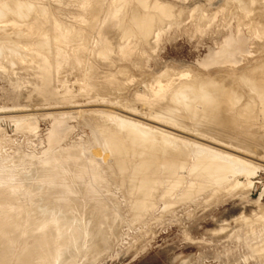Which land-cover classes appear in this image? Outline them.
I'll list each match as a JSON object with an SVG mask.
<instances>
[{
  "label": "rangeland",
  "instance_id": "374dc122",
  "mask_svg": "<svg viewBox=\"0 0 264 264\" xmlns=\"http://www.w3.org/2000/svg\"><path fill=\"white\" fill-rule=\"evenodd\" d=\"M136 1L27 0V2H31L35 6L44 4L49 6V8L51 7L52 10H50L53 13H58L56 15L63 22L65 21L67 25L73 27L70 29L72 32H77L73 41H70L68 34L63 37L68 43L65 51L68 52L69 56L72 53V56L63 65L60 61H57L59 63H52L55 71L58 72V76L57 79H49L50 77H47L50 83L54 80V83L52 82L51 84L45 79L48 76V72L44 69V64L40 67L41 65L39 64H42L43 60H39V56L41 54L42 56L49 55V53L53 54V46L56 41L52 38L53 36L47 35L45 32L31 33V35L27 34V31L14 33L5 28V23L0 22V39L3 41L1 42L0 40V44L2 43L0 48L4 49V51L0 49V57H5V60L1 59L2 57L0 58V61L3 60L0 62V224L4 220V216H7L8 219L12 217L9 219L10 226L12 225L11 228L7 221L8 219H5V222L2 221L6 224L5 226L3 223L1 224L4 228L0 225L4 229L5 234H7L4 235L0 228V238L2 239H0L2 241L0 242V253L4 255L2 258L4 263H17L19 254L20 258L26 254V251L34 244L33 238L38 233L45 232L46 236H48V228L51 227L55 217L60 229H64L63 227L67 225L71 228V231L70 228L65 227V231L69 229L66 233L75 234H70L73 241L71 240L72 242L68 244L67 241L69 240H67L68 246L64 244V246H67H65V249L68 250L65 252L67 256L62 251V256L59 253L61 256L60 260L57 259L58 261H54V264L55 262L56 264H69V262L70 264H264V118L260 115L254 116L253 112H251L252 108L257 106L255 108L257 109L261 105L258 97L260 94L256 91L258 89L261 91L262 87L254 86L251 83L254 87L252 89L249 82L251 78L247 77V75L242 76L244 72L255 69L256 66H258L256 68L258 69L262 63L263 66H260V69H258L260 71H257V73L261 72V80L264 83V29L262 28V26L264 27V0H243V2L242 0H156L157 2L149 0L148 6L150 9L148 10L146 6L148 11L145 9L146 7L142 8L139 2ZM247 1L249 2L247 3ZM4 2L6 3L3 4ZM156 3H161V6L170 15L162 19L158 17L156 13L160 14L161 10L158 9L159 12L156 9ZM243 3L245 4L243 5ZM2 4L3 8L1 7L2 5L0 6V9L2 8L0 10L1 14L3 12L6 13L7 10L10 13L11 9L8 5V0L3 1ZM122 4L124 11L122 10ZM82 5H85L86 11L81 8ZM138 5L142 10L139 9ZM152 6H154L153 8L156 11L152 9ZM5 7H7V10H5ZM118 9L123 11L121 13L123 16L120 15L121 17H119L122 23L119 25H125L127 22L136 27L141 26L142 20L134 18L132 14V11L136 9L150 12L152 17L156 19L154 20L157 24L153 26L154 28H151V34L146 38H142L143 34L140 36L139 33L133 31L127 33L126 37H129L127 40L126 37H121V29H115L113 33L109 34V37L113 38L109 39L110 42L108 44L111 50L107 48L109 51H105L106 53H103L102 56L100 49H102L101 44L103 45V41L101 36H99L103 29L102 24L106 21V13L108 11H116ZM164 9L163 11H165ZM4 13L0 16L4 18L11 16L9 13ZM25 14L24 16L30 20L31 17L27 16V13ZM24 16L21 17L20 15L17 20L21 19L23 21ZM26 17L24 18L25 22L28 19ZM25 22L23 21V23ZM49 32L53 33L52 30ZM23 33L25 34L23 35ZM40 35L42 39H44L43 36L46 38L42 40L39 37ZM113 36L116 37V40ZM99 39L101 40L99 41ZM24 40L39 44L38 50L22 48ZM37 40L42 41L38 43ZM45 41H50V43L47 42L48 46L43 43ZM126 41L128 47L121 51V47L117 43H126ZM25 42L23 43L25 44ZM5 44L8 45L5 46ZM17 44L21 46L19 47ZM11 47L12 50H19L17 51L19 52L18 59L15 57L17 61L13 60L12 62L10 60L15 56L13 53L11 54ZM1 50L3 51L2 54ZM125 50L126 52H124ZM50 60L53 61L54 57ZM70 60L73 62L71 63ZM5 61L8 63L6 64ZM51 61L48 62V65H51ZM67 64L72 65L67 66ZM36 65H39L38 69L35 68L37 67ZM11 66L12 69H10ZM40 68L47 72L44 79V75L42 77L41 75L39 76V72L43 74V71L39 70ZM102 70L104 72L107 71L105 72L107 74H100ZM224 73L225 75L223 76L222 74ZM193 74L198 75V78H200L199 76L203 77L205 79V81L203 80L204 82L208 79H213V77L218 81H223V77L229 75L225 77L228 80L224 78L223 85L226 86L229 81L232 82V85H237L234 94L237 93L238 97L231 93L229 96L228 94L224 96L220 92L218 93L219 90L216 92L211 91L212 93L209 94H214V96L220 94L221 97L224 96V100L233 101L235 104L231 103L234 109L236 107L235 113L237 111L241 113V108H248L249 113L246 116H249V118L245 122L250 124L248 127L249 131H257L256 133L258 134H254L257 141L255 139L252 141L247 136L231 133V129L225 127L228 129L229 134L235 137L230 139L231 141L227 140V138L229 139V134H225L227 130L222 124L223 127L219 124L218 126L225 130L220 131L218 126L216 127L217 121L215 117H213L214 119L211 117V119L216 121L213 123L218 130L215 128L213 132L209 130V127L212 125L210 128L212 129L214 125L210 122V119L207 118L208 121L205 117L213 116L221 108L223 104L221 97L212 95L217 100L219 98L220 104L214 99L211 100L213 103L211 104L209 101L211 95H208V92L206 93L209 97L204 96L208 101H205L206 103L203 102L205 99L203 97V100L201 98L193 100L191 97H187V100L189 99L188 102H186L187 100L185 101L188 103V105L186 104L187 106L182 101L174 99L173 95L176 94V91L173 90H176L177 87L179 89L182 88L179 85L180 79L182 78L180 84L185 86L182 90H186L188 88L187 82L189 80L192 82L191 77L197 78ZM171 75L173 78H171L172 82L171 80L169 81V76L171 77ZM219 75H221L220 78ZM178 78L179 81L176 82L174 79L178 80ZM166 79H168L167 82ZM45 80L49 86L44 82ZM88 80L91 86H97L98 91L95 92L93 89L95 87L91 90L88 89L87 86L89 84H85L86 82L88 83ZM222 81L219 82L222 83ZM159 82H161L160 85L168 86L170 90L164 97L161 94L160 99L154 102L150 99L153 97V88L157 87ZM173 83H177L179 86ZM150 90L152 91L150 92ZM203 94L206 95L205 93ZM144 95H147L146 97L149 99H146ZM240 95L242 99H239ZM234 99L238 101L235 102ZM174 101L177 109L173 106L171 109H174L169 111L166 103L170 105ZM252 103L253 105H250ZM156 104L159 105L154 107ZM161 104L166 105L168 107L167 110L163 109L165 106ZM182 105L187 108L182 107ZM207 105H211V108ZM145 106L150 110H147ZM160 106L161 109L166 111V114L171 113V117L175 114L174 118L179 115V118L176 117L172 120L168 117L170 114L166 116L165 112L161 116L158 114L161 113L159 112ZM179 108L183 109L180 110ZM238 108L240 109L237 110ZM189 109L191 112H189ZM175 111H179L180 114L178 112L175 113ZM239 113L237 115H240ZM106 115L115 116L116 119ZM220 116L218 115L217 117ZM203 117L209 122V126L202 119ZM107 118H110L109 121ZM126 118L128 120L131 118L130 121L133 119L136 122L147 123L143 125L148 127L152 125L153 129L164 130L162 131L164 132L163 134L160 132L163 138L168 140L179 139V143L184 144H180V149H184L182 152L185 156L173 162L176 166L172 162V164L170 163V159L162 158L164 149H162L161 158H156L155 163L158 161V164L161 163L159 165H162L160 175L156 176V179L160 178L161 180L160 185L155 180L159 186L155 185L156 183L153 181L157 170L153 169V171L151 169L150 171L146 170V167L145 170L142 168L149 159L148 155L143 154L145 151L139 155L140 153L138 154L137 150H135L137 146H135L133 150L137 154L136 152L131 153L132 151L129 149L128 153L130 152L131 154L127 153L126 155L117 153V151H108L110 145H105L109 142V132L103 129L105 126L102 127V125L105 124L107 128L111 129H114L115 126L122 129L120 125H117V121L118 119ZM206 126L208 131L213 133L212 136L216 135H214L215 137H212L209 132L207 133ZM206 133L209 135H206ZM237 135L239 138L243 137V141L247 139L249 143L256 145L248 144L247 141H245L247 142L245 145V142L243 143L239 139L242 142L241 144ZM234 139L237 140L235 141ZM159 144L162 145L160 140ZM129 145L131 148L134 146V144ZM183 146L190 151L187 150L189 152L185 154L186 149ZM242 146L246 147L243 148ZM253 146L258 147L257 152L254 151L257 148ZM114 153L116 154L114 155ZM227 155L228 157L229 155L234 156H230L231 158L228 159ZM191 156L192 160L189 161ZM234 157H236L235 160L239 157L246 159V163L243 162L241 164L239 159L238 163L240 165L237 163L239 166L235 167L233 171L225 173L228 170L226 167L228 164L223 162L224 158H227L225 162H229L230 159L233 161L232 158ZM158 159H162V161L160 162ZM117 160L123 161L128 170H125V167L124 170H120L121 166H117L120 162H117ZM185 162L188 165H192L185 166ZM207 163H214L215 165L211 166L210 164L208 166ZM138 164H141V167ZM220 165L225 166L222 167ZM205 166L211 168L208 176L209 180L215 181V179H218V181H213L212 184L211 181H208V177L206 179L209 183L206 182L205 178L202 180L200 179L202 178L201 176L197 177L199 174H204L203 169H206L205 174L208 173V168ZM93 167L96 170L98 169L97 173L99 172V176L100 174L101 176L105 174L102 177L105 184L103 187L97 188V191L101 190V192L99 191L100 194L97 191H93L94 193L97 192V194L92 192L95 187H85L87 173H91L90 171L93 170ZM134 167H136L135 171ZM182 167H184V170ZM216 167H218L215 169L216 173H219L220 170L221 172L215 175L214 171V174H212V170ZM221 167L226 170L223 171ZM47 168L50 170L48 173H46ZM87 168L91 170L87 171ZM163 169H165V172ZM197 169L198 172L200 170L199 174L196 171ZM148 171L155 172L154 176H150L152 174ZM93 173L96 174V178L99 177L94 170ZM174 173L176 177L179 174L178 179L174 177ZM196 173L197 175L194 176ZM80 174L83 178L72 177ZM121 174L125 175V177ZM171 175H174L173 177L176 180ZM143 176L145 182L142 181ZM134 177H136L135 180L133 179ZM185 177H188L187 179L191 183L189 184L187 181L183 185L180 184L179 188H176L177 184H179L178 182H181L180 178L184 179ZM211 177L213 179H210ZM146 178H148V181ZM192 178L195 179L193 180ZM197 179L198 181H196ZM204 179L206 184H208V189L206 184L205 187L203 183V185L201 184ZM61 181L67 182L69 186L65 185V183H62V186ZM106 181H109V183ZM78 182L79 184H77ZM80 182L83 184H80ZM198 182L201 186L197 185ZM147 183L149 184L147 185ZM166 183L169 185L167 186ZM153 184L155 187H152ZM90 187L92 194H89L90 191H88ZM168 187H173L170 189L172 191H169ZM151 189L156 193L155 196ZM154 189L157 190L154 191ZM168 191L173 194L171 195ZM185 193L189 196H185ZM93 194L98 198L95 199L92 196ZM148 194H151L150 197ZM147 195L151 199L149 201L153 202L151 204L150 202L146 203H149L150 206L154 205L153 209L148 204L146 208L143 203ZM152 196L154 197L153 199L151 198ZM182 198L183 200L181 201ZM177 199L180 200L178 201ZM99 200L101 203L104 202L102 203L103 205L106 204L107 209H104L106 208L104 205L103 210H107V217L103 218L98 214L99 211L95 209L101 204ZM95 202L96 204L98 202V204L96 205ZM140 202L143 206L142 210H137L136 206ZM95 205L96 207H93ZM69 217L71 219L74 218V220L72 219L71 221ZM15 222L16 224H14ZM45 223H49V227L47 226L43 230V227L39 225ZM15 225H18V227L16 226V228ZM75 226L77 227L76 230ZM61 231L60 234L64 237L66 234L63 230ZM77 233L78 235L76 236ZM69 234L64 238L68 239ZM81 234L82 237L80 236ZM5 236L10 239L8 238V241H6L4 239ZM65 239H63L64 243ZM73 242H76L75 245ZM95 247L96 249H94ZM48 248V245L45 244L43 247L45 255L49 251ZM71 258L73 259L70 261L69 259Z\"/></svg>",
  "mask_w": 264,
  "mask_h": 264
},
{
  "label": "bare ground",
  "instance_id": "6f19581e",
  "mask_svg": "<svg viewBox=\"0 0 264 264\" xmlns=\"http://www.w3.org/2000/svg\"><path fill=\"white\" fill-rule=\"evenodd\" d=\"M1 1V4H0V6L3 8V4H5L6 2H4L3 4H2V2L3 1H6V0H0ZM26 1V2H25ZM148 1L149 0H137L136 2H139V4H140V6L143 8V7H148V10L150 9L149 8V6H148ZM151 1V0H150ZM158 1V0H157ZM156 0L154 1V2H157ZM32 2V1H31ZM29 3V2H27V0H8V5H9V7H10V9H11V12H13L12 14H10L9 12H7L8 10L6 9L7 7H5V10H7L6 11V13H4V14H7V13H9V15H11V16H8V18H4V17H2V16H0L1 18H0V22L2 23H5V25H6V27L5 28H7L8 30H10V31H12V32H26L27 31V34H30L31 35V33H38V32H45V33H47V35L49 34V35H52L53 37V39L54 40H56L55 42H54V46H53V54H50L49 53V55H45V56H42V54H41V56H39V60L40 59H42L43 60V63L42 64H39V65H41L40 67H42V65H43V67H44V69H46V71L48 72V76H46L45 77V73H47L46 71H44V69L42 68H40L39 70H42L43 71V74H42V72H39L40 74H39V76L41 75V77L43 76V79H44V77H45V79H47V77L49 78V79H54V78H56L57 79V76H58V72H56L55 71V69H54V66L52 65V63H59V62H57V61H60L61 63H62V65L64 64V63H67L66 62V60L68 59V58H70L72 55V53L70 54V56H69V54H67L68 52L67 51H65V49H66V47L68 46V43H66V41L63 39V37L64 36H66L67 34L69 35L68 37H70L69 39H70V41H73L75 38H76V31H71L70 29H72L73 27L72 26H70V25H67V23L65 22H63V20L59 17V16H57L56 14H58V13H53L51 10H52V8L50 7L49 8V6H47V5H44V4H42L41 6H35V5H33V3ZM79 2V1H78ZM127 2V1H126ZM153 2V3H154ZM242 2H243V0H242ZM249 1H247V3H248ZM37 3V2H36ZM72 3H73V1H72ZM76 3V2H75ZM152 3V2H151ZM239 3V2H238ZM246 3V2H245ZM245 3H243V5L245 4ZM35 4V3H34ZM236 4V3H235ZM240 4V3H239ZM49 5V4H48ZM249 5V4H248ZM155 6H156V9L158 10H161V12H160V14L158 13H156V15L158 16V17H160L161 19L163 18V17H165V16H169L170 14L169 13H167L166 12V9H164L162 6H161V3H156L155 4ZM247 6V5H246ZM62 7V6H61ZM91 7V6H90ZM138 7H139V5H138ZM147 7L145 8L146 10H147ZM154 6H152V9L153 10H155L156 11V9H154L153 8ZM158 7V8H157ZM239 7V6H238ZM237 7V8H238ZM2 8L0 9V10H2ZM57 8V7H56ZM59 8V7H58ZM81 8H83L85 11H86V7H85V5L83 6H81ZM117 8V7H116ZM118 8H119V6H118ZM142 8L140 9V7H139V9L140 10H142ZM248 8V7H247ZM51 9V10H50ZM62 9V8H61ZM163 9L165 10V11H163ZM239 9V8H238ZM252 9V8H251ZM92 10V9H91ZM122 10L124 11V7H123V4H122ZM147 10V11H148ZM253 10V9H252ZM64 11V10H63ZM69 11V10H68ZM72 11V10H71ZM123 11H121V9H118V10H116V11H108L106 14V16H107V18H106V21H104L103 22V29H102V32L100 33V32H98V33H100L99 34V36H101V38H102V41H103V45L101 44V46H102V49H100V52H102V56H103V53L105 54L106 52L105 51H107L108 49H110L109 48V42H110V40L111 39H113V38H110L109 37V34L110 33H113V31L115 30V29H121V37H126L127 36V33H129V32H133V31H136L137 33H139V35L140 36H142V34H143V37L142 38H146L148 35H150L151 34V28H154L153 26L155 25L156 26V24H157V22L155 21L156 19L155 18H153L152 17V15H151V13L150 12H146V11H139V10H133L132 11V14H133V17L134 18H140L141 20H142V24H141V26H139V27H136V26H134V25H132L131 23H125V25L123 24V25H119V24H121L122 22L120 21V19H119V17H121V16H123L121 13H123ZM126 11H127V9H126ZM58 12V11H57ZM78 12H80V11H78ZM3 13L1 14V12H0V15H3ZM25 13H27L28 15L27 16H29V17H31L30 18V20H29V18L28 17H26V16H24V14ZM53 13V14H52ZM62 13V12H61ZM71 13V12H70ZM81 13V12H80ZM31 14V15H30ZM55 14V15H54ZM179 14V13H178ZM260 14V13H259ZM262 14V13H261ZM21 15V17L22 16H24V18L26 17V22H25V19L23 18V21L25 22V23H23V21L21 20V19H19V20H17V18H20L19 16ZM26 15V14H25ZM62 15H64V14H62ZM67 15V14H66ZM121 15V16H120ZM263 15H264V13H263ZM79 16V15H78ZM81 16V15H80ZM105 16V17H106ZM167 16V17H168ZM16 18V19H15ZM170 18V17H169ZM82 19V18H81ZM155 19V20H154ZM160 19V20H161ZM22 22H21V21ZM64 20H66V19H64ZM80 21V20H79ZM159 22V21H158ZM169 22V21H168ZM166 23V22H165ZM201 23V22H200ZM73 24V23H72ZM162 24V23H161ZM207 24V23H206ZM245 24V23H244ZM255 24V23H254ZM74 25V24H73ZM160 26H162V25H160ZM160 26H159V28H160ZM252 26V25H251ZM0 27H1V25H0ZM3 27V26H2ZM100 27H101V25H100ZM206 27V26H205ZM255 27V26H254ZM260 27V26H259ZM170 28V27H169ZM262 28L264 29V27L262 26ZM49 29V30H48ZM165 29V28H164ZM4 30V29H3ZM53 31V33H51V32H49V31ZM99 30H100V28H99ZM157 30V29H156ZM158 30H161V29H158ZM256 30V29H255ZM262 30V29H261ZM69 32H71V33H69ZM147 32H149V33H147ZM158 32V31H157ZM263 32V31H262ZM7 34V33H6ZM9 34V33H8ZM25 33H23V35H24ZM144 34H147V35H144ZM12 35V34H11ZM14 35V34H13ZM18 35V34H17ZM16 35V36H17ZM156 35V34H155ZM158 35H160V34H158ZM1 36V35H0ZM7 36H9V35H7ZM20 37H21V35H20ZM41 39H42V36L40 35L39 36ZM38 37V38H39ZM44 37V39L46 38L45 36H43ZM114 37V36H113ZM149 37V36H148ZM1 38V37H0ZM6 38V37H5ZM27 38H29V37H27ZM39 38V39H40ZM48 38H51V37H48ZM115 38V40H116V37H114ZM160 38H161V36H160ZM262 38V37H261ZM16 39V38H15ZM18 39V38H17ZM20 39V38H19ZM23 39V38H22ZM30 39V38H29ZM38 39V40H39ZM44 39H42V40H44ZM110 39V40H109ZM126 39L128 40L129 39V37L127 38L126 37ZM1 40V42H3L2 41V39H0ZM5 40V39H4ZM9 40H10V38H9ZM37 40V41H38ZM42 40H40V41H38V43L39 42H41ZM101 39H99V41H100ZM125 40V39H124ZM6 41V40H5ZM14 41V40H13ZM16 41V40H15ZM21 41V40H20ZM19 41V42H20ZM24 41H26L27 42V40H24ZM23 41V42H24ZM31 41V40H30ZM36 41V40H35ZM121 41H123V40H121ZM138 41V40H137ZM11 42V41H10ZM18 42V41H17ZM22 42V48H24V47H26L28 50H31V49H35L36 51L38 50L37 48H38V46H39V44H36V43H32V42H25V44ZM48 42V41H47ZM47 42L45 41V42H43V43H45L46 44V46H48L49 44H47ZM120 42V41H119ZM6 43V42H5ZM21 43V42H20ZM48 43H50V41L48 42ZM2 44V43H1ZM1 44H0V47H1ZM13 44V43H12ZM130 44H131V42H130ZM4 45V44H3ZM6 45H8V44H5V46ZM18 45V44H17ZM44 45V44H43ZM117 45H120V47H121V51H122V49H127V47H128V44H127V41H126V43H117ZM239 45V44H238ZM13 46V45H12ZM15 46V45H14ZM19 47L21 46V45H18ZM18 46H16V47H18ZM110 46H112V45H110ZM232 46V45H231ZM3 47V46H2ZM118 47V46H117ZM136 47V46H135ZM150 47H151V45H150ZM233 47V46H232ZM237 47V46H236ZM8 48V47H7ZM69 48V47H68ZM108 48V49H107ZM112 48H114V47H112ZM139 48V47H138ZM137 48V49H138ZM0 49H3V48H0ZM131 49H132V47H131ZM233 49V48H232ZM235 49V48H234ZM9 50V49H8ZM11 50H12V47H11ZM111 50V49H110ZM119 50V49H118ZM129 50H130V47H129ZM3 51H4V49H3ZM3 51L1 50V54L3 53ZM17 51H19V50H16L15 51V49H13L12 50V52H11V54L13 53V55H15V56H13L12 58H14V59H10L12 62H13V60H16L17 61V56L19 55V52H17ZM45 51V50H44ZM109 51V50H108ZM107 51V52H108ZM113 51V50H112ZM243 51V50H242ZM9 52V51H8ZM23 52V51H22ZM22 52H20V53H22ZM73 52V51H72ZM124 52H126V50L124 51ZM140 52V51H139ZM18 53V54H17ZM28 53H29V51H28ZM31 53V52H30ZM113 53V52H112ZM141 54H142V52H140ZM146 53V52H145ZM108 54H110V53H108ZM122 54H125V53H122ZM127 54V53H126ZM140 54V55H141ZM234 54H235V52H234ZM80 55V54H79ZM111 55V54H110ZM130 55V54H129ZM128 55V56H129ZM241 55V54H240ZM11 56V55H10ZM75 56V55H74ZM105 56V55H104ZM232 56V55H231ZM234 56V55H233ZM2 57V56H1ZM0 57V58H1ZM17 59H16V58ZM53 57H54V60L53 61H51L50 59H53ZM75 57H77V56H75ZM121 57V56H120ZM122 57H123V55H122ZM124 57H125V55H124ZM140 57V56H139ZM107 58H109V57H107ZM234 58V57H233ZM236 58V57H235ZM1 59H4L5 60V57H2ZM0 59V60H1ZM21 59V58H20ZM29 60H30V58H28ZM28 59H27V61H28ZM74 59V58H73ZM76 60H78L77 58H75ZM114 59V58H113ZM119 59V58H118ZM122 59V58H121ZM227 59V58H226ZM225 59V60H226ZM6 60H7V58H6ZM22 60V59H21ZM34 60H36V59H34ZM120 60V59H119ZM139 60V59H138ZM228 61H229V59H227ZM3 61V60H2ZM2 61H0V62H2ZM49 61H51L50 62V64L51 65H48V62ZM71 61V60H70ZM11 62V63H12ZM25 62V61H24ZM41 62V61H40ZM39 62V63H40ZM73 61H71V63H72ZM127 62V61H126ZM136 62V61H135ZM5 63L7 64L8 62H6L5 61ZM10 63V64H11ZM14 63H15V61H14ZM36 63H37V61H36ZM115 63V62H114ZM2 64H4V63H2ZM27 64V63H26ZM39 65H36L37 67H35V68H37L38 69V66ZM48 65V66H47ZM66 65V64H65ZM69 64H67V66H68ZM72 65V64H71ZM71 65H69V66H71ZM139 65V64H138ZM261 65L263 66V64L261 63ZM261 65H259V68L258 69H260V66ZM7 66V65H6ZM261 66V67H262ZM258 66H256L255 67V69L257 68ZM124 68V67H123ZM128 68H130V67H128ZM10 69H12V66H11V68ZM250 69V68H249ZM254 69V68H253ZM253 69H250V70H247L246 72H244L243 74H242V76H246L247 75V77L249 76V78H251V81H249L250 82V84L252 83L254 86H261L262 88H261V91L258 89L256 92H258L259 94H260V96L258 95V97H259V99H260V102H261V105L257 108V109H255V108H252L251 109V112H253V114H254V116H263V118H264V83L262 82V80H261V75L262 74H260L261 72H259V73H257V71H260V70H258V69H256V71H254ZM263 69V68H262ZM261 69V70H262ZM14 70V69H13ZM16 70V69H15ZM83 70V69H82ZM252 70V71H251ZM57 71H58V69H57ZM122 71V70H121ZM125 71H127V70H125ZM129 71V70H128ZM172 71V70H171ZM12 72V71H11ZM81 72V71H80ZM105 72H107V71H105ZM103 70L101 71V73L100 74H107V73H105ZM82 73V72H81ZM128 73V72H127ZM197 73V72H196ZM130 74V73H129ZM50 75V76H49ZM86 75V74H85ZM123 75H125V74H123ZM194 75V74H193ZM223 76L225 75V73L224 74H222ZM264 75V74H263ZM159 76V75H158ZM168 76V75H167ZM195 77L197 76V78H198V75H194ZM222 76V77H223ZM227 76V75H226ZM225 76V77H226ZM229 76V75H228ZM227 76V77H228ZM242 76H241V78H242ZM35 77V76H34ZM41 77H40V79H41ZM182 77H183V75H182ZM193 77V76H192ZM191 77V79H192V82H191V80H189V82H187V86H188V88L186 89V90H182V88L183 87H185V86H182L181 84H180V81H181V79H180V81H179V78H178V80L177 79H174V80H176V82L177 81H179V85H180V88L181 89H179V87H177V86H175V87H177V89L176 90H173V91H176V94H174L173 95V97H175L174 99H178L180 102L182 101L185 105L187 104L188 105V103H186V102H188L189 101V99L187 100V97H191V99H196V98H201L202 99V97L203 98H205L204 96H207V98L209 97L208 95H211V94H209V93H212L213 91L214 92H216L217 90H219L218 91V93L220 92V94H222V95H226L227 96V94H228V96H229V94L231 93V94H234L235 93V91H236V86L237 85H232V82H228L227 84H228V86H227V84H226V86H224L223 84H224V82L223 81H225V79L226 80H228L227 78H225V77H223V81L222 80H219V81H222V83L221 82H219L216 78H214L213 77V79H211V80H206V82H204L205 81V79L203 78V77H201V76H199L200 78H202V79H200V78H196V79H194V78H192ZM221 77V75H219V78ZM247 77H245V78H247ZM98 78V77H97ZM169 81L171 80V82H172V75H171V77L169 76ZM172 78V79H171ZM225 78V79H224ZM244 78V79H245ZM158 79V78H157ZM194 79V80H193ZM200 79V80H199ZM222 79V78H221ZM243 79V78H242ZM36 80V79H35ZM48 80V79H47ZM85 80V79H84ZM83 80V82H85ZM87 80V79H86ZM90 80V79H89ZM89 80H88V83L86 82L85 84H89V86H91L90 85V82H89ZM123 80V79H122ZM151 80V79H150ZM156 80V79H155ZM164 82H165V80L164 79H162ZM167 80L168 79H166V82H167ZM204 80V81H203ZM236 80V79H235ZM248 80V79H247ZM250 80V79H249ZM90 81H92V80H90ZM111 81H113V80H111ZM168 81V82H169ZM188 81V80H187ZM202 81V82H201ZM263 81H264V79H263ZM44 82H46V80L44 81ZM47 82H49V84H51L52 82L54 83V80H52V82L50 83V80H48ZM46 82V84H48ZM155 82V81H154ZM182 82V81H181ZM184 82V81H183ZM21 83V82H20ZM62 83V82H61ZM153 83V82H152ZM175 83V82H174ZM173 83V84H174ZM231 83V84H230ZM49 84H48V86H49ZM92 84H93V82H92ZM110 84V83H109ZM119 84H120V82H119ZM161 84V82H159V85L157 86V87H154L153 88V97L150 99L151 101H158V99H160V97L162 96L161 94H163V97H164V95L168 92V90H170V89H168V86H163V85H160ZM171 84V83H170ZM177 84V83H176ZM176 84H174V85H176ZM183 84V83H182ZM185 84V83H184ZM220 84H222V85H220ZM252 84H251V86H252ZM82 85V84H81ZM94 85V84H93ZM178 85V84H177ZM178 85V86H179ZM186 85V84H185ZM230 85V86H229ZM51 86V85H50ZM60 86V85H59ZM89 86H87L88 87V89L89 90H91L93 87H95V88H93L94 90H95V92L96 91H98V88H97V86L95 85V86H91L90 88H89ZM234 87V88H233ZM149 88V87H148ZM254 87L252 86V89H253ZM256 88V87H255ZM43 89V88H42ZM87 89V88H86ZM85 89V90H86ZM87 89V90H88ZM150 89V88H149ZM238 89V88H237ZM257 89V88H256ZM82 90H84V89H82ZM204 90H205V92H204ZM255 90V89H254ZM121 91V90H120ZM152 90H150V92H151ZM212 91V92H211ZM260 91V92H259ZM85 93H86V91H84ZM92 92H93V90H92ZM140 92V91H139ZM206 92H208V95H207V93ZM87 93H88V91H87ZM91 93V92H90ZM151 93V94H152ZM175 93V92H174ZM203 93H205L206 95H204ZM239 93V92H238ZM172 94V93H171ZM220 94H218L217 96H214V94H212L214 97H221V95ZM237 94V93H236ZM236 94H234V96H236V97H238ZM98 95V94H97ZM212 95H211V97H209L210 99H209V101L211 102V100L212 99H214L215 101L217 100V98H214V97H212ZM215 95H216V93H215ZM83 96V95H82ZM145 96V98L146 99H149V98H147L146 96L147 95H144ZM167 96V95H166ZM171 96V95H170ZM223 96V97H224ZM47 97V96H46ZM94 97V96H93ZM100 97V96H99ZM223 97H221L223 100H222V105H221V108L216 112V113H214L213 114V116L212 115H210V116H206L205 117V119H210L211 121V123H213L215 120H213L214 118L213 117H215V119H216V121L218 122L219 120V122L217 123L216 121V127L218 126V124L219 125H224V128L226 127V128H228V129H231L230 131H231V133H236V134H240V135H243V136H247L249 139H252V141H254V139H255V137H256V135H254V134H258V133H256L257 131H249L248 130V127L250 126V124L248 123V122H245V121H248V118H249V116H246L248 113H249V109L248 108H238L237 110H239L240 109V112L241 113H239L238 111H237V113H235V110H236V107H235V109L233 108V104H235L233 101H231L230 102V100H224V98ZM252 97H254V96H252ZM87 98V97H86ZM89 98V97H88ZM91 98H92V96H91ZM207 98H205L204 100H203V102H205V101H207ZM254 98H256V97H254ZM253 98V99H254ZM108 99V98H107ZM115 99V98H114ZM200 99V100H201ZM239 99H242L241 98V95L239 96ZM250 99H251V97H250ZM92 100V99H91ZM138 100V99H137ZM173 100V99H172ZM177 100V102L179 103V101ZM187 100V101H186ZM213 100V101H214ZM218 100H219V98H218ZM217 100V103H219V102H221V101H218ZM221 100V99H220ZM248 100V99H247ZM255 100V99H254ZM186 101V102H185ZM215 101H214V105H215ZM224 101V102H223ZM234 101H235V99H234ZM238 101V100H237ZM237 101H235V102H237ZM249 101V100H248ZM118 102V101H117ZM168 102V101H167ZM208 102V101H207ZM253 102V101H252ZM259 102V101H258ZM175 103V101L174 102H172L171 104H174ZM206 103V102H205ZM204 103V104H205ZM153 104V103H152ZM167 104V106L169 107H167L166 105H164V104H161V105H163V106H165V108H163V109H165V110H167V108H168V110L170 111V109H171V107H173L174 106V108H176L175 107V104L174 105H172V106H170V105H168L169 103H166ZM208 104V103H207ZM211 104H213L212 102H211ZM220 104V103H219ZM247 104H248V102H247ZM260 104V103H259ZM120 105V104H119ZM157 105H159V104H156V105H154V107L155 106H157ZM176 105H177V103H176ZM186 105V106H187ZM203 105V104H202ZM249 105V104H248ZM250 105H253V103L252 104H250ZM162 106V107H163ZM180 106V105H179ZM186 106H184V105H182V107H186ZM207 106H209V105H207ZM211 106V105H210ZM209 106V107H210ZM144 107V106H143ZM146 107V106H145ZM149 107V106H148ZM152 107V106H151ZM153 107V108H154ZM213 107V106H212ZM158 108H159V106H158ZM158 108H157V110H158ZM174 108H172L171 110H173ZM187 108V107H186ZM211 108V107H210ZM214 109H215V107H213ZM146 109L147 110H150V109H148L147 107H146ZM163 109H161V106H160V110H159V112H161V113H158V114H160L161 116H162V113H164V114H166V111L165 110H163ZM177 109V108H176ZM175 109V110H176ZM180 109V108H179ZM178 109V110H179ZM181 109H183V108H181ZM180 109V110H181ZM191 109H193V107H191ZM205 109V108H204ZM153 110V109H152ZM242 110V111H241ZM145 111V110H144ZM208 111V110H207ZM213 111V110H212ZM176 112H178V114H180L179 113V111H175V113ZM189 112H191L190 111V109H189ZM209 112V111H208ZM211 112V111H210ZM106 113V112H105ZM114 113V112H113ZM145 113V112H144ZM174 113V112H173ZM205 113H207V112H205ZM204 113V114H205ZM240 114V115H237V114ZM118 114V113H117ZM156 114V113H155ZM157 114V116L159 117V115ZM163 114V115H164ZM168 114H170L168 117L170 118V119H172L173 120V118H174V115H173V117H171V113H168ZM168 114H166V116L168 115ZM178 114H176V115H178ZM222 114V116H220ZM154 115V114H153ZM206 115V114H205ZM220 116V117H217V116ZM107 117H112V118H115V116H109V115H106ZM156 116V117H157ZM165 116V117H166ZM179 116V115H178ZM178 116H175V118L176 117H178ZM194 116V115H193ZM120 117V116H119ZM201 117V116H200ZM210 117V118H209ZM211 117L213 118V119H211ZM217 117V118H216ZM224 117V118H223ZM162 119L164 118V117H161ZM160 118V119H161ZM174 118V119H175ZM179 118V117H178ZM189 118V117H188ZM220 118V119H219ZM108 119V118H107ZM110 119V118H109ZM109 119H108V121H109ZM116 119V118H115ZM127 119V118H126ZM126 119H118V121H117V125H120V127H122V129H120V128H118V127H116L115 126V128L114 129H111V128H107V125H105V124H103V123H100V124H103L102 125V127L103 126H105V127H103V129H106L109 133V137H108V140H109V142H108V144H105V145H110V147H109V149H108V151H111V152H115V151H117V153H120V154H126L127 155V153H128V150L129 149H131V153H133V152H136L135 150H137V152H138V154L139 155H141V152H143V151H145V153L143 152V154H146V155H148V157H149V159H148V161L147 162H145V165H143V167L142 168H144V170H145V167L147 168L146 170H150L151 171V169L153 170H157L156 172H157V174L155 173V172H150V171H148L149 173H151L152 175H150V176H154L155 175V179L153 180V181H157L158 182V184L160 183V178L159 179H156V176H158V175H160V173H161V169H162V165H159V164H161V163H159L158 164V161L155 163V160H157L156 158H161V153L163 152V150L162 149H164L165 151H164V154L162 155L163 157L162 158H164V159H170L171 161H170V163L172 162H175L176 160H178V159H182L185 155H184V153L182 152L184 149H180L181 148V146H180V144L181 143H179L180 142V140L178 139V140H175V138L174 139H171V140H168V139H165V138H163L161 135L164 133V132H162V131H164V130H162V131H160L159 129H153L152 127V125H151V127H148V126H146V125H143V124H147V123H140V121L139 122H136L135 120L133 121V119H132V121H130L131 120V118L128 120H126ZM165 119V118H164ZM166 119H168L167 117H166ZM165 119V120H166ZM202 119H204V117L202 118ZM204 119V120H205ZM207 119V120H208ZM217 119H219V120H217ZM169 120V119H168ZM172 120H170V121H172ZM207 120H205L206 122L205 123H207V126H209L208 125V123L209 122H207ZM213 120V121H212ZM209 121V120H208ZM100 122V121H99ZM134 122H136V123H134ZM221 122V123H220ZM106 123H107V121H106ZM138 123H140V124H138ZM179 124V123H178ZM213 125H214V123H213ZM221 125V127H223ZM150 126V125H149ZM206 126V129L208 128ZM212 126V125H211ZM211 126L209 127V130H211L212 132H213V129L215 128V125L212 127V129H210L211 128ZM99 127V126H98ZM100 128V127H99ZM218 128H219V126H218ZM218 128H215L216 130H218ZM224 128H219L220 129V131L221 130H223ZM225 128V129H226ZM215 129H214V131H215ZM224 129V130H225ZM228 129H226L227 130V132H228ZM98 131V130H97ZM206 131V130H205ZM211 131H208V129H207V133L209 132V134H211V136H212V134L213 133H210ZM101 132V131H100ZM162 134H161V133ZM218 132V131H217ZM224 132V131H223ZM227 132H225V134H229V132L227 133ZM204 133V132H203ZM206 133V135H209V134H207ZM215 133V132H214ZM219 133V132H218ZM99 134V133H98ZM215 135V134H214ZM212 136V137H215V136ZM233 135V134H232ZM238 135H237V137H238ZM239 135V136H240ZM253 135H254V138H253ZM97 136V135H96ZM173 136V135H172ZM236 136V135H235ZM228 137V136H227ZM232 136L229 134V139L227 138V140H229V141H231L230 139H233V138H235L234 136L231 138ZM236 137V138H237ZM261 137V136H260ZM243 138V137H242ZM242 138L240 137H238V140L240 139V140H242ZM258 139V138H257ZM159 140L162 142V145H160L159 144ZM226 140V141H227ZM235 140V139H234ZM237 140V139H236ZM235 140V141H236ZM239 140V141H240ZM256 140V139H255ZM245 141H247V139L245 140L244 139V141L242 140V142L244 143ZM251 141V140H250ZM257 141V140H256ZM105 142H107V141H105ZM241 142V141H240ZM239 142V143H240ZM242 142H241V144H242ZM248 142V141H247ZM247 142H245L244 144L246 145V143ZM221 143V142H220ZM251 143V142H250ZM249 142H248V144H250ZM129 144H134V146L133 145H131V146H133L132 148L131 147H129L130 145ZM183 144V143H182ZM181 144V145H182ZM237 144H238V141H237ZM241 144H239V145H241ZM248 144H247V147H248ZM184 145V144H183ZM251 145H256V144H252L251 143ZM250 145V146H251ZM135 146H137V148L135 149ZM185 146H187V148H188V145H186V143H185ZM185 146H183L184 148H185ZM241 147V146H240ZM243 147V146H242ZM244 147H246V146H244ZM243 147V148H244ZM253 147H255V148H257V150H254V151H258V147H256V146H253ZM187 148H185L186 149V151H185V154H186V152L188 153L190 150L189 149H187ZM249 148H252V147H249ZM264 148V147H263ZM133 149H135V150H133ZM148 149V150H147ZM194 149V148H193ZM167 150V151H166ZM187 150H189V151H187ZM249 150V149H248ZM251 150V149H250ZM262 150V149H261ZM247 151V150H246ZM137 152H136V154H137ZM130 153V152H129ZM128 153V154H129ZM130 153V154H131ZM193 153V152H192ZM191 153V154H192ZM116 153H114V155H115ZM225 155V154H224ZM190 156V155H189ZM216 156H218V155H216ZM220 156V155H219ZM230 156H234V155H229V157H228V155H227V158L229 159V158H231ZM53 157V156H52ZM188 157V156H187ZM195 157V156H194ZM215 157V156H214ZM221 157H223V156H221ZM220 157V158H221ZM213 158V157H212ZM226 158V159H227ZM235 158L236 157H234V158H232L233 159V161H231V159L229 160V162H225V158H224V160H223V162L224 163H226V164H228L226 167H227V171L225 172V173H227V172H229V171H233L234 169H235V167H237V166H239L240 164L238 163V160L240 159V163L242 164L243 162H245L246 163V159H241L240 157L239 158H237V160H235ZM163 159V160H164ZM215 159V158H214ZM92 160V159H91ZM158 160H160V162L162 161V159H158ZM192 160V156H191V159H189V161H191ZM216 160V159H215ZM222 160V159H221ZM243 160V161H242ZM90 161V160H89ZM227 161V160H226ZM117 162H120L119 164H117V166L119 165V166H121V169L120 170H124L126 167V164L123 162V161H118L117 160ZM187 162H188V160H187ZM86 163V162H85ZM87 163H89V162H87ZM91 163H92V161H91ZM93 163H94V161H93ZM165 163V162H164ZM163 163V164H164ZM171 163V164H172ZM186 163V162H185ZM193 163V162H192ZM197 163V162H196ZM203 163V162H202ZM223 163V164H224ZM239 165H238V164ZM166 164H168V163H166ZM174 164V163H173ZM208 164V166H210V164H211V166H214L215 164L214 163H207ZM213 164V165H212ZM220 164H222V163H220ZM225 164V165H226ZM139 165V164H138ZM141 165V164H140ZM139 165V167H141ZM175 165V164H174ZM173 165V166H174ZM182 165V164H181ZM184 165V164H183ZM188 165V163H186L185 164V166H187ZM192 165V164H191ZM191 165H188V166H191ZM198 165H200V164H198ZM225 165H223V166H225ZM78 166V165H77ZM91 166V165H90ZM176 166V165H175ZM208 166H205V167H207L208 169V173L207 174H205V170L206 169H203L202 167H201V169H203V171H204V174L203 175H201V174H199V172H200V170H199V172H198V169L196 170L197 172H198V174H199V176H197V177H202V178H200V179H202L203 180V178H205L206 179V177H208L209 176V171H210V169L211 168H209ZM220 166H222V165H220ZM220 166H218V167H220ZM222 166V167H223ZM125 167V168H124ZM128 167V166H127ZM158 167V168H157ZM181 167V166H180ZM193 168H194V166H192ZM199 167V166H198ZM204 167V168H205ZM218 167H216V168H213L214 170H212V172L214 171L215 172V175L216 174H219L220 172H221V170H220V172L219 173H216V170L215 169H217ZM221 167V168H222ZM225 167V168H226ZM135 168L136 167H134V171H135ZM165 168V167H164ZM166 168H168V167H166ZM179 168V167H178ZM183 168V170H184V167H182ZM187 168V167H186ZM197 168V167H196ZM139 169V168H138ZM188 169V168H187ZM192 169V168H191ZM77 170H79V169H77ZM90 171L91 169H88L87 168V171ZM93 170H94V172L95 173H97V171H98V169L96 170L94 167H93ZM93 170H91L90 172L91 173H87V183L85 182V184H86V186L85 187H89V186H92V187H95V188H93V189H95V190H92V192L93 191H97V188H100V187H103V185L105 184L104 183V181H103V176L105 175H103V176H101V174H100V176H99V172L97 173V175L99 176H97L98 178H96V174H94L93 173ZM96 170V171H95ZM125 170H128L127 168L125 169ZM164 170V172H165V169H163ZM169 170V169H168ZM190 170V169H189ZM189 170H187V171H189ZM194 170V169H193ZM218 170V171H219ZM222 170L224 171V170H226V169H224V168H222ZM50 170H48V168H47V171H46V173H48ZM136 171H138V170H136ZM178 171V170H177ZM191 171V170H190ZM202 171V170H201ZM78 172V171H77ZM139 172V171H138ZM143 172H145V171H143ZM148 172H146V173H148ZM211 172V173H212ZM214 172L212 173V174H214ZM94 175H93V174ZM139 173H142L141 171L139 172ZM149 173H148V175H149ZM155 173V174H154ZM210 173V174H211ZM76 174V173H75ZM123 174V173H122ZM121 174V175H122ZM154 174V175H153ZM166 174V173H165ZM173 174V173H172ZM211 174V176L213 177V175ZM107 175V174H106ZM117 175V174H116ZM137 175V174H136ZM174 175H175V173H174ZM173 175V176H174ZM197 175V173L194 175V176H196ZM214 175V176H215ZM12 176V175H11ZM67 176V175H66ZM65 176V177H66ZM122 176H124L125 177V175H122ZM135 176V175H134ZM172 176V175H171ZM172 176V177H173ZM179 176V174L177 175V177ZM219 176V175H218ZM69 177H71V176H69ZM72 177H76L77 179H80V178H83L82 177V175L80 174V175H75V176H72ZM102 179H101V178ZM151 177V178H152ZM174 177H176V175L174 176ZM173 177V178H174ZM176 177V178H177ZM189 177V176H188ZM187 177V178H188ZM210 178V179H213V178ZM100 178V179H99ZM112 178V177H111ZM118 178V177H117ZM143 178V180L142 181H144V176L142 177ZM150 178V177H149ZM186 178V177H185ZM184 178V179H185ZM186 178V179H187ZM196 178V177H195ZM194 178V179H195ZM216 178H218V177H216ZM122 179H124L123 177H122ZM134 180L136 179V177H134L133 178ZM138 180H139V178H137ZM140 179H141V177H140ZM148 178H146V180H147ZM175 179V178H174ZM173 179V180H174ZM178 179V178H177ZM183 178H180V180H181V182H178L179 184H177L178 186H176V188H179V186H180V184H182L183 185V183L185 182H189V179H185L184 180ZM193 179V178H192ZM193 179V180H194ZM199 179V178H198ZM198 179L196 180V181H198ZM200 179H199V182H200ZM205 179H204V181H201V184L205 187V184H206V182H207V179H206V182H205ZM215 179V178H214ZM82 180V179H81ZM117 180V179H116ZM176 180V179H175ZM183 180V181H182ZM218 181V179H215V181ZM79 181V180H78ZM121 181V180H120ZM148 181V180H147ZM150 181H151V179H150ZM152 181V182H153ZM156 181H155V183H156ZM179 181V180H178ZM208 181H211V180H209V177H208ZM214 180H212L211 181V183L213 182ZM214 181V182H215ZM106 182H108L109 183V181H106ZM133 182H135V181H133ZM138 182V181H137ZM145 182V181H144ZM172 182H175V181H172ZM199 182L197 183V185L199 184ZM46 183V182H45ZM51 183V182H50ZM61 183V185H62V183L64 184L65 183V185H68L69 186V184H67V182H60ZM191 182H189V184H190ZM207 183H209V182H207ZM77 184H79V182L77 183ZM80 184H83L82 182H80ZM144 184V183H143ZM149 183H147V185H148ZM157 183L155 184V185H157V186H159ZM167 184V186L169 185L168 183H166ZM171 184H173V183H171ZM213 184V183H212ZM131 185H132V183H131ZM134 185V184H133ZM138 185V184H137ZM155 185L153 184L152 185V187H155ZM200 185V184H199ZM198 185V186H199ZM208 184H206V186H207ZM36 186V185H35ZM51 186V185H50ZM63 186V185H62ZM67 186V187H68ZM76 186V185H75ZM80 186V185H79ZM109 186V185H108ZM166 186V187H167ZM171 186H173V185H171ZM184 186H188V185H184ZM201 186V185H200ZM202 186V187H203ZM210 186V185H209ZM54 187H55V185H54ZM53 187V188H54ZM65 187V186H64ZM133 187H135V186H133ZM147 187V186H146ZM152 187H150V188H152ZM174 187H175V185H174ZM203 187V188H204ZM63 188V187H62ZM150 188H149V191H150ZM169 188V191H172V190H170L171 188H173V187H168ZM175 188V189H176ZM209 187L207 186V189H208ZM63 189H66V188H63ZM91 187L89 188V190L88 191H90V193L89 192H87V191H83V192H86V193H89V194H92L91 193ZM57 190H58V187H57ZM56 190V191H57ZM82 190V189H81ZM152 190V189H151ZM157 189H154V191H156ZM63 191V190H62ZM99 191L101 192V190L99 189ZM99 191H97V192H99ZM144 191H145V189H144ZM147 191H148V188H147ZM164 191V190H163ZM168 191V192H169ZM175 191V190H174ZM173 191V192H174ZM178 191V190H177ZM58 192V191H57ZM82 192V193H83ZM97 192L96 193H94V194H97ZM100 192L98 193V194H100ZM151 192V191H150ZM152 192H153V190H152ZM65 193V192H64ZM144 193V192H143ZM154 193V192H153ZM170 193V192H169ZM176 193V192H175ZM180 193H183V192H180ZM179 193V194H180ZM189 193V192H188ZM197 193V192H196ZM63 194V193H62ZM84 194V193H83ZM94 194L92 195L95 199L96 198H98V197H95L94 196ZM171 194V193H170ZM173 194V193H172ZM171 194V195H172ZM178 194V195H179ZM149 195V197H150V195L151 194H148ZM148 195L145 197L146 198V200H148V201H146L145 199H144V201L145 202H143L144 204H145V207L147 208L148 206H146L147 204L149 205V203H146V202H150L149 200H151L150 198H148ZM154 196L156 195V193H154L153 194ZM185 196H189L188 194H184ZM87 196V195H86ZM182 196H183V194H182ZM185 196H183L184 198H185ZM181 197V196H180ZM63 198H64V196H63ZM91 198V197H90ZM99 198H101V197H99ZM152 199L154 198L153 196L151 197ZM178 198V197H177ZM66 199V198H65ZM174 199V198H173ZM94 200V199H93ZM178 201L180 200V199H177ZM183 200V198L181 199V201ZM57 201V200H56ZM96 201V200H95ZM100 201V200H99ZM98 201V202H99ZM175 201V200H174ZM61 202V201H60ZM67 202V201H66ZM98 202H97V204H98ZM153 202V201H152ZM152 202H150V204L152 203ZM177 202V201H176ZM99 203H101V201L99 202ZM102 203H104V202H102ZM101 203V204H102ZM174 203V202H173ZM95 204H96V202H95ZM96 204V205H97ZM99 204L98 205V207H96V205L95 206H93V207H96L95 209L96 210H98L99 211V213H98V211H96L98 214H100L103 218L104 217H107V215L108 214H106V211L107 210H103V208H104V205H105V207H106V204ZM94 205V204H93ZM101 205V206H100ZM175 205V204H174ZM108 206V205H107ZM143 206H142V203L140 202L139 204H137V206H136V209L138 210V209H141ZM149 207H152V209H153V207H154V205L153 206H150L149 205ZM97 208H99V209H97ZM57 209V208H56ZM104 209H107V207L106 208H104ZM151 209V208H150ZM151 209V210H152ZM58 210V209H57ZM142 210V209H141ZM90 211V210H89ZM71 213V212H70ZM78 214V213H77ZM63 215V214H62ZM79 215V214H78ZM54 216H57V215H54ZM72 216V215H71ZM3 217V216H2ZM2 217H1V220H2ZM5 217H7V216H4L3 217V219L4 220H2V221H4L5 222V219L7 220L8 219V217L7 218H5ZM61 217V216H60ZM12 217H10L9 219H11ZM46 218V217H45ZM52 218V217H51ZM70 218V217H69ZM9 219L7 220L8 222H9ZM61 219V218H60ZM63 219V218H62ZM66 219V218H65ZM73 220H74V218H72ZM72 219L70 218V220L72 221ZM110 220V219H109ZM1 221V224L3 223L4 224V222H2ZM6 221V223H8ZM56 221H57V219L55 220V217H54V219H53V222L51 223L52 225H51V227H49V223H45V224H41V225H39L40 227H43L42 229L44 230L45 229V227H49L48 228V231H49V234H48V236H46V234H45V232L44 233H38L37 235H35V237L33 238V240H34V244L31 246V248L29 249V250H27L26 251V254L24 255V256H22L21 258L19 257L20 256V254H19V256H18V262L17 263H14V264H54V261H58V260H60L59 258L62 256V251L65 253V252H67L68 250L67 249H65L68 245H67V243H66V241L67 240H69V241H67L68 242V244L70 243V242H72L73 240L71 239L72 238V236H70V234L71 235H73V234H75V233H66V231L67 230H69V229H67V228H70L69 226H65V227H67L66 229V231H65V227H63L64 229H60V226H58L57 225V223H56ZM61 221V220H60ZM80 221V220H79ZM69 222V221H68ZM67 222V224L68 225H70V224H72V223H68ZM66 223V222H65ZM65 223H64V225H65ZM73 223H75L74 221H73ZM78 223V222H77ZM0 224V225H1ZM10 222H9V226H10ZM13 224V223H12ZM14 224H16V222L14 223ZM60 224V223H59ZM62 224V223H61ZM6 224H4V226H5ZM63 225V226H64ZM109 225H111V224H109ZM1 226H3V225H1ZM4 226H3V228H4ZM12 226V225H11ZM11 226H10V228H11ZM18 227V225H15V227ZM72 226H73V224H72ZM77 226V225H76ZM75 226V230H76V227ZM81 226H83V225H81ZM80 226V227H81ZM16 227V228H17ZM74 227V226H73ZM72 227V228H73ZM1 228V227H0ZM3 228H1V230H2V233L4 232V229ZM6 228V227H5ZM74 229V228H73ZM78 229H80V228H78ZM82 230H84L83 228H81ZM61 230H63V232H65V234L67 235V234H69V236H68V239H65L64 237H62L61 236V234H60V232H62ZM74 230V231H75ZM5 231H6V229H5ZM70 231H71V228H70ZM74 231H72V232H74ZM80 232H81V230H79ZM76 232V231H75ZM78 232V231H77ZM1 233V232H0ZM7 233V232H6ZM79 233V232H78ZM78 233L76 234V236L78 235ZM85 233V232H84ZM4 235H7V234H5V232L3 233ZM3 234H1V235H3ZM8 234H9V232H8ZM14 234V233H13ZM83 234V233H82ZM82 234L80 235L81 237H82ZM110 234V233H109ZM12 235V234H11ZM63 235H64V233H63ZM75 236V238L77 239V237ZM1 237V236H0ZM3 237V236H2ZM74 237V236H73ZM9 238V237H8ZM8 238L5 236V240L6 241H8ZM70 238V239H69ZM79 238V237H78ZM1 239V238H0ZM10 239V238H9ZM63 239H65V243H64V240ZM2 240V239H1ZM0 240V242H2ZM21 240H23V238H21ZM20 240V241H21ZM72 240V241H71ZM79 240H81V239H79ZM89 240V239H88ZM90 240H92V239H90ZM4 241V240H3ZM6 241H5V243H6ZM74 241H75V239H74ZM77 241V240H76ZM4 243V244H5ZM74 243V242H73ZM76 243V242H75ZM75 243H74V245H75ZM9 244H10V241H9ZM9 244L7 243V245H8V247H9ZM45 244H47L48 245V253H47V255H45V253H44V251H43V247L45 246ZM64 244H66L65 246H64ZM92 244V243H91ZM74 245H72V246H74ZM79 245V244H78ZM71 246V248H73ZM11 247V246H10ZM13 247V246H12ZM70 247V246H69ZM76 247V246H75ZM6 248V247H5ZM62 248H64V249H62ZM89 248V247H88ZM4 249V248H3ZM94 249H96V247L94 248ZM42 251V253H41V251ZM67 250V251H66ZM72 250V249H71ZM7 252H8V250H7ZM71 252V251H70ZM70 252H68V253H70ZM75 252V251H74ZM5 253V252H4ZM59 253L61 254V256L59 255ZM7 254V253H6ZM9 255V254H8ZM65 255H66V253H65ZM71 255V254H70ZM3 256L4 255H2L1 253H0V264H8V263H4L3 262ZM67 256V255H66ZM77 256V255H76ZM75 257V256H74ZM12 258V257H11ZM10 258V259H11ZM66 258H68V257H66ZM58 259V260H57ZM61 259H63V258H61ZM73 258H71V259H69L70 261L72 260ZM12 260V259H11ZM66 260V259H65ZM67 261V260H66ZM56 262H55V264H56ZM63 263H64V261H63ZM9 264H10V262H9ZM58 264V263H57ZM60 264H62V263H60ZM66 264V263H65ZM69 264H70V262H69Z\"/></svg>",
  "mask_w": 264,
  "mask_h": 264
}]
</instances>
